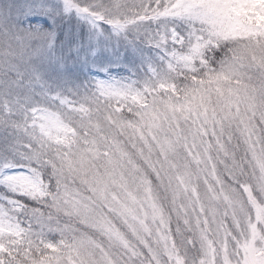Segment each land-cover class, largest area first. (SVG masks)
Here are the masks:
<instances>
[{
  "label": "clouds",
  "instance_id": "1",
  "mask_svg": "<svg viewBox=\"0 0 264 264\" xmlns=\"http://www.w3.org/2000/svg\"><path fill=\"white\" fill-rule=\"evenodd\" d=\"M48 3L43 55L0 33V81L35 70L45 85L9 97L17 126L0 139L20 147L0 145V166L36 182L0 184V206L23 202L13 215L25 225L40 210L67 226L44 239L82 240L84 264H243L245 250L264 260V61H235L241 42L184 15L181 0ZM65 25L93 52L104 41L135 53L129 75L102 80L116 90L77 79L79 37L68 47Z\"/></svg>",
  "mask_w": 264,
  "mask_h": 264
},
{
  "label": "snow or ice",
  "instance_id": "2",
  "mask_svg": "<svg viewBox=\"0 0 264 264\" xmlns=\"http://www.w3.org/2000/svg\"><path fill=\"white\" fill-rule=\"evenodd\" d=\"M68 3L70 0H65V4ZM180 10L184 15L207 24L218 38L240 41L234 50L235 61H264V0H181ZM41 18L48 24L54 19L48 0H0V33L12 35L21 48L27 46L37 56L52 46V32L41 23ZM18 77L15 81H0V127L17 126L10 118L12 104L9 102L17 88L23 87L28 93L37 86L45 87L35 70L30 79H25L22 73H18ZM96 84L102 92L116 90L115 84L102 80ZM19 147L18 141L3 143V151L8 154L16 153ZM12 168L18 166L11 160L0 166V184L6 183L13 188L35 184L33 170L23 168L22 173L6 171ZM5 202L8 207L0 206V264H84L82 240H73L72 243L62 240L57 244L44 239L46 228L64 232L67 226L52 228L51 215L40 210H33L25 225L13 215L21 209L23 202L7 197ZM36 228L39 231H35ZM243 264H264V260L254 251L245 250Z\"/></svg>",
  "mask_w": 264,
  "mask_h": 264
},
{
  "label": "rangeland",
  "instance_id": "3",
  "mask_svg": "<svg viewBox=\"0 0 264 264\" xmlns=\"http://www.w3.org/2000/svg\"><path fill=\"white\" fill-rule=\"evenodd\" d=\"M66 41H68V38H66ZM102 44L105 43L102 42ZM118 47L119 46L114 45L113 49L116 51ZM123 49L124 48L121 49L123 55L120 56L119 58H114L112 57V55L110 56V58H107L106 53L104 52H98V51L92 52L93 57L92 60L88 62L90 63V66L86 69L85 73L87 71H90V75L93 77V79H100V80L107 79L109 76L129 75V70L133 67L134 64L131 63V61H129L130 56L127 55V53H125ZM74 51L75 53L79 52L78 49ZM108 53H113L112 49L111 51H108ZM6 171H8L9 173H22L25 171V169L12 168V169H7Z\"/></svg>",
  "mask_w": 264,
  "mask_h": 264
}]
</instances>
